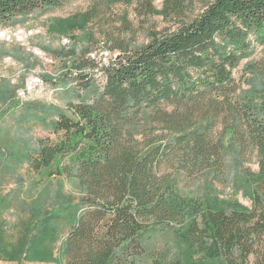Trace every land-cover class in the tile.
<instances>
[{"label":"trees","instance_id":"obj_1","mask_svg":"<svg viewBox=\"0 0 264 264\" xmlns=\"http://www.w3.org/2000/svg\"><path fill=\"white\" fill-rule=\"evenodd\" d=\"M69 1L0 0V26ZM155 2L92 0L80 37L41 44L66 68L44 75L63 105L0 80V261L264 264V57L237 76L251 34L264 43V0ZM119 4L172 25L138 42ZM231 145L258 162L240 175L251 206L218 188Z\"/></svg>","mask_w":264,"mask_h":264},{"label":"rangeland","instance_id":"obj_2","mask_svg":"<svg viewBox=\"0 0 264 264\" xmlns=\"http://www.w3.org/2000/svg\"><path fill=\"white\" fill-rule=\"evenodd\" d=\"M92 0H70L67 4L59 8L42 9L37 12L21 17L17 22L9 26H0V80L6 79L17 87L16 98L20 103L27 101H40L43 103L63 105L59 98L58 87H54L49 81H45L44 75H50L56 79L66 72L65 66L52 54L42 49V45L56 48L61 45H70L74 38L80 37V30L72 24L73 17L91 6ZM155 5L158 9L162 8L163 0H156ZM115 11L120 13V17H128L135 23V31H138V42L148 39L147 33L149 27L156 26L159 29L169 27L172 21L161 15H153L137 18L134 7L119 4ZM145 23V30H142V23ZM89 27L99 28L96 21H92ZM101 43L104 39H100ZM252 51L251 55L244 59L237 71L240 78L245 76L246 66L264 57V43L256 40L254 34H251ZM106 64L113 56V53L102 48L95 57ZM246 73V74H245ZM41 77L42 84L36 82V78ZM31 87L30 93L26 96H19V92L26 86ZM40 133V130H37ZM42 134V133H40ZM228 179L226 183L218 185L221 196L224 198H238L247 206L252 202L247 195L245 187L240 182V175L247 170L258 171V162L254 157L249 162H242L236 159V149L230 146L227 152ZM188 179L183 178L181 185L189 189L195 183H187ZM69 188V186L67 187ZM63 255L60 256V262L63 264ZM0 264H18L17 262L0 261ZM24 264H59L58 262H25Z\"/></svg>","mask_w":264,"mask_h":264},{"label":"built area","instance_id":"obj_3","mask_svg":"<svg viewBox=\"0 0 264 264\" xmlns=\"http://www.w3.org/2000/svg\"><path fill=\"white\" fill-rule=\"evenodd\" d=\"M92 56H95V55H92ZM35 80H36L37 83L39 82V83L42 84V82H43L42 79H41V77H37ZM31 89H32V88L29 87L28 84H27V86H26L23 90H21V91L19 92V96H22V97H23V96H26L27 93H30V90H31Z\"/></svg>","mask_w":264,"mask_h":264}]
</instances>
